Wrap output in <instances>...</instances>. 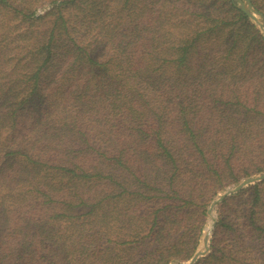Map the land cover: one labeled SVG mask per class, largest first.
Listing matches in <instances>:
<instances>
[{
  "label": "trees",
  "instance_id": "16d2710c",
  "mask_svg": "<svg viewBox=\"0 0 264 264\" xmlns=\"http://www.w3.org/2000/svg\"><path fill=\"white\" fill-rule=\"evenodd\" d=\"M262 172L264 37L234 0H0V264L186 262ZM217 217L196 264H264V181Z\"/></svg>",
  "mask_w": 264,
  "mask_h": 264
},
{
  "label": "water",
  "instance_id": "95a60500",
  "mask_svg": "<svg viewBox=\"0 0 264 264\" xmlns=\"http://www.w3.org/2000/svg\"><path fill=\"white\" fill-rule=\"evenodd\" d=\"M234 2L235 6L252 21V23L257 27L261 35L264 37V14L255 7L252 0H234ZM263 181L264 172L249 176L243 179L240 183L219 194L210 203L207 210V215L212 219V226L209 230L207 229L206 232H204L197 250L186 264H196L200 259L206 257L211 252L210 241L212 231L218 221L217 217L214 215L215 209L220 204H222L225 199L242 192L251 185H255L256 183Z\"/></svg>",
  "mask_w": 264,
  "mask_h": 264
},
{
  "label": "rangeland",
  "instance_id": "374dc122",
  "mask_svg": "<svg viewBox=\"0 0 264 264\" xmlns=\"http://www.w3.org/2000/svg\"><path fill=\"white\" fill-rule=\"evenodd\" d=\"M37 14H43V9H38V11H37ZM233 186H235V185H233ZM233 186H230L229 188H231V187H233ZM228 189V188H227ZM226 189V190H227ZM223 193V192H222ZM214 200V199H213ZM219 207V206H218ZM218 207L215 209V211H214V215L217 217V209H218ZM217 219H218V217H217ZM210 221H211V218L207 215V220H206V225H205V228H204V231H203V234H204V232H206V230H207V227H208V225H209V223H210ZM215 228V227H214ZM214 228H213V231H214ZM213 231H212V234H213ZM203 234H202V236H203ZM202 238V237H201ZM211 238H212V236H211ZM187 263V261L186 262H182V263H180V264H186Z\"/></svg>",
  "mask_w": 264,
  "mask_h": 264
},
{
  "label": "bare ground",
  "instance_id": "6f19581e",
  "mask_svg": "<svg viewBox=\"0 0 264 264\" xmlns=\"http://www.w3.org/2000/svg\"><path fill=\"white\" fill-rule=\"evenodd\" d=\"M211 226H212V219H211V221H210V223H209L207 229L209 230V229L211 228Z\"/></svg>",
  "mask_w": 264,
  "mask_h": 264
}]
</instances>
